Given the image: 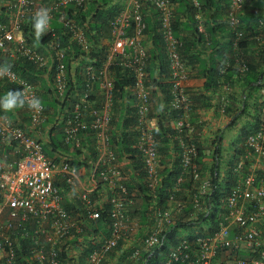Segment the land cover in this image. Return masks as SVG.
Instances as JSON below:
<instances>
[{"label": "built area", "instance_id": "built-area-1", "mask_svg": "<svg viewBox=\"0 0 264 264\" xmlns=\"http://www.w3.org/2000/svg\"><path fill=\"white\" fill-rule=\"evenodd\" d=\"M91 1L13 0L12 10H9L10 14L7 13L8 23L0 25V54L9 61L22 59L40 70H52L56 90L53 95L63 101L69 86L66 65L69 46L75 44L81 53L92 54L93 43L87 38L89 21L82 25L74 18L63 15L61 22L68 29L69 45L65 46L54 35L47 53L28 44L22 24L28 17L33 18L41 10H47L50 17L48 32L51 33L54 32L51 23L56 14L62 13V9L73 6L83 10ZM246 2L231 0L225 18L227 26L234 33L236 50H240V42L245 36L240 29L238 14ZM120 4L119 14L110 20L104 39L98 46L100 50L101 47L106 49V55L103 59L101 56L90 58L82 70L81 75L85 78L83 89L76 91L74 98L79 100L72 108L73 115L63 124L64 142L73 152L80 149L86 151L83 144L84 140H89V136H82L85 131L92 133V147L96 156L90 161V169L77 168L65 158L54 161L45 154L39 141L42 135L39 127L47 118L46 108L42 105L37 112L28 106V101L33 97L40 99L39 86L12 68L0 65V69H8L7 72L0 71V81L4 85L16 86L22 93L31 121L30 127L24 128L0 118V137L9 147V151L0 149V264H18L20 239L27 238L33 241L29 262L62 264L58 259L62 252L60 244L74 238L77 232H82L78 224H83V214L73 215L65 208L67 197L82 203L88 219L101 218L105 206L111 219L107 238L100 237L80 248L81 252L83 248L90 250L86 264H104L121 241L135 240L141 233L144 237L140 247L144 246L145 253H153L156 248L169 245L163 264H264V110L258 128L247 138V152L237 163L238 169L246 168V177L227 195L224 213L213 234L198 236L193 240L181 235L176 245H170L164 236L170 226L182 221L186 211V203L177 196L185 181L183 176L178 179L168 203L151 208L149 217L152 216L153 225L142 226L140 216L131 215L133 206L140 209L134 198L139 189L132 191L127 186L130 179L122 161L118 159L111 137L115 99L114 66L129 70L134 77L131 91L135 96L137 113L135 126L131 128L136 134L133 148L138 151L144 165L148 193L155 195L165 170L155 137L157 123L150 117L154 89L148 84L146 9L159 13L158 33L170 62V106L183 114L176 128L187 137V142L182 137L179 142L182 148V174L189 175L196 187L191 197L195 206V211L191 213L193 220L213 213V184L210 174L203 175L196 164L198 146L191 138L195 130L189 122L192 102L185 86L190 70L181 55L184 43L176 36L173 27L176 5L172 0H123ZM192 6L198 32L207 35L198 0H192ZM259 32L256 39L258 49L264 46V19L259 22ZM239 55L235 61L236 69L246 74L249 70L247 56L244 53ZM75 63L73 61L71 65V76L76 82ZM96 99L100 100L98 104L92 102L98 101ZM63 185L67 189L64 193ZM95 193L99 196L94 201L91 197ZM28 224H32L34 230L27 229ZM207 227V224L201 225L204 231H208ZM17 231L21 232L19 237ZM142 253L143 250L136 249L132 260L141 263Z\"/></svg>", "mask_w": 264, "mask_h": 264}, {"label": "trees", "instance_id": "trees-1", "mask_svg": "<svg viewBox=\"0 0 264 264\" xmlns=\"http://www.w3.org/2000/svg\"><path fill=\"white\" fill-rule=\"evenodd\" d=\"M12 1L13 0H0V21L7 20L4 14L6 10H12ZM230 1L231 0H198L201 5L200 12L202 13L205 19L206 34L208 36V38H206L204 35L198 33V22L195 19V9L192 6V0H172V2L176 5L173 17V27L178 38H180L179 33L181 32V30L186 29L187 26L188 28H194L196 30V34L199 35V43L208 48V45L206 44L207 42H211L210 47L213 49V51L215 50L217 52L215 54L217 59L214 62V66H212L211 68L206 67V70L204 72L206 77H210V81L206 86L208 87L207 92L214 90L215 86L213 83H216L217 87L230 85V81L233 82V79L237 78V83H239L238 85L240 86L241 92L237 96H235V94L231 96V98L229 99L230 103L226 105L225 113L232 118L228 128H238V133L240 134V141L243 142L240 152H243L244 154L248 150L246 146L247 138L251 134H253L258 128L260 117L264 110V46L261 47V45H259V47L261 48L258 49L259 43L256 42V39L260 33L259 22L264 19V0H247L243 7V10L238 14L240 21V29L244 31L245 36L240 42V50L238 49L239 51H235L237 53L236 57L241 53H244L247 56L249 70L246 74H241L236 69V57H230V54L228 52H224L221 50V48H219L221 46L220 41L213 42V39H215V37L213 36L216 35L215 33L218 30L225 28L224 25H222L221 23H217L220 21H225L227 12L230 7ZM116 2V0H92L88 5H86V8H83V10H78L73 6H70L66 9H62V13L55 15L54 20L51 23V29L55 32V34H57V36L59 37V41L66 46L69 44L68 37L66 35L68 29L61 22L62 16L65 15L70 18H74L77 22H80L82 24H85V21L88 20L89 23L87 27L89 30L87 32V36L91 42H95L96 45H99L101 37L105 36L104 32L109 26V21L112 20L115 16H117V14H119L120 9L122 7L121 4H116ZM2 10H5L4 14L2 13ZM144 14H146V21L148 25L146 35L151 38L156 48L155 51H149V64L147 71L149 72V79H151V82H148V84L150 85L153 83L157 85L156 87H160L163 94L165 95V99L163 100L162 105H159L158 107H153V110L151 112V117L158 119V128L155 133V137L158 144L159 153L162 157L164 155V157L168 159L167 161H173L172 159L174 154L176 156L173 168H168L164 170L163 180L159 184L155 195H152L150 192L148 193L149 189L147 188L146 182L144 181V165L140 156H138V151L133 148L136 140V134L135 132L125 131L126 129L133 128L136 123L135 107H126L123 104V102L125 101V97L133 99V96H130L127 93L128 89L133 85L134 77L129 70L118 68V66H114L115 99L114 110L112 112L111 137L112 143L115 149L117 150L119 161L130 162L128 166H126V171L131 166H133L134 168L135 173L129 174L130 181L129 183H127V186L132 191L135 190L134 188L139 189L138 195L134 198L136 202H139L138 199L140 200V202L137 203L140 209H138L136 206H133L130 210V213L134 216H140L139 221L142 226L153 225L154 221H152V216L149 217L151 208L154 206L167 204L170 195L173 194V191L175 190L178 179L182 176L184 177L185 181L181 186V191L178 192L177 196L180 200L186 203V211H184L183 213V217L181 219L182 221H179L176 226H170L167 232L164 233L166 239L169 240V244L176 245L178 243V240L180 239L178 237L181 235H183V237L187 236L188 239L193 240L196 239V237L198 236H202L205 234H213L215 232L224 213L223 206L227 194L235 186H237L240 181L244 180V178L246 177L247 170L246 168L238 172L229 170L228 173L223 170V163L221 160L222 154L220 153V141L224 140V134H219L215 138V142L217 145L213 154L214 162L211 168L207 170L210 176L212 177L213 184V192L211 194V202L213 203V213H211L210 216H201L198 220H193L191 218V213L195 211V206L191 197L196 192V187L195 183H193L192 178H190L189 175L184 176V174H182L184 171L181 167L182 148L179 139L180 137H182L187 142V137L184 133L181 134L180 132H178L177 128L175 127V124L181 117H183V114L171 108V86L161 85V80H163L162 74L160 77L154 78V72L157 69L160 68L162 72H166L168 77L170 70L169 58L164 49L162 39L158 33L159 13L154 9H146ZM185 19L190 23L184 24ZM32 25V17H28L27 21L24 22V25H22L23 32L29 45L40 47L42 44L46 43L48 40L51 39V37L48 39L46 35H43L39 40H37L35 38V33ZM230 32V35H232L233 37V41L232 44H230V47L227 48V51H234L235 36L234 33H232L233 31ZM252 42L255 43V46L257 43L256 48L250 46ZM183 43L184 46L181 55L182 58L185 60V48L189 49V46L192 47L196 45V43L193 41H183ZM77 50L78 49L74 45L72 51L70 49L71 52L69 51L68 57L66 59L69 86L66 91V97L63 101H61V99H58L57 97L52 96V94L56 91L54 86L52 85V77L51 83L49 84L50 86H48L46 81H41L47 73L46 70L38 71L32 63L26 60H6V58L4 59L1 54L0 65L12 68L14 71L23 76L28 81L40 86V93L42 92V95H40V99L43 106L46 108V113L48 116L47 120L44 123V127L49 126V123H51V125L53 124V131L56 130L54 135L50 136L51 143L46 144L44 146V151L46 155L52 158L54 157L55 159H57V161L60 160L59 157H63L66 158L73 166L77 168L86 167L90 169V161H92V159L96 156L92 147V133L90 131H85L83 133L82 138L87 137V135L89 136V140H84L83 144L86 151L80 149L74 151L73 154L70 152L69 146L66 145L64 142L63 131L59 129L56 123H54L55 120H58L57 117L60 116L59 109L62 110L61 114L65 119H67L70 115H73L72 108L70 109V104L73 105L72 107H74V104H76L74 94L77 90H80L84 85L85 78H82L80 70L77 69L76 82L73 81L71 76V53L74 52L75 57H77ZM93 52L94 56H101L102 59L106 55V49L104 47L101 49L100 52L98 50H96L95 52V49L93 50ZM7 58L9 59V57ZM228 66H230V68H228ZM221 70H224V72L222 73ZM0 87L5 90V93L9 91H18L16 86H11L9 84L4 85V82L1 81ZM0 94L4 95L3 92H0ZM204 99L206 101L203 104L205 108L209 109L214 107L211 104V99H206L205 97ZM92 102L98 104L100 100ZM196 104L197 100L195 101L192 99L191 110L189 112L190 123L195 128H197L196 126L199 122L197 115H195V110L197 108ZM23 109L24 106L17 107L14 110L22 111ZM157 110L161 112L159 118L155 114V111ZM234 110L236 112H234ZM11 112L13 111L6 113L0 110V117L4 120L11 121L13 117V113ZM196 117L198 121L196 120ZM61 126H63V122H61ZM198 146L199 147L198 155L196 158V164L199 165L202 174L205 175L206 169L204 168V159L205 157H207L206 147L201 148L199 142ZM6 151L9 150L6 149ZM241 153H238V155ZM56 155H58L59 157H56ZM164 163L166 164L167 162L164 161ZM248 163L249 162H247V164ZM62 189L63 193L67 190L64 185ZM98 196L99 194L95 193L91 198L95 201ZM206 205L208 206L207 201ZM65 208L69 212L73 213V215L83 214V224H78L79 227H81L82 232H77L76 234H74V238L69 239L66 243L60 244L59 248L62 250V252L60 253L58 259L62 264H86V257L90 252L88 248H83V252L77 255L78 257H73L72 253L73 251H75V249H80L81 247L87 246V244L90 245L92 242L98 240L100 237L107 238L109 236V226L111 224V219L107 213V207L105 206V210L102 217L97 220L88 219L87 214L80 201H75L73 199L66 200ZM204 224H208V231L202 230L201 225ZM27 229H29L30 231L31 229L34 230V226L32 224H28ZM16 233L17 237H19L21 234V232L19 231H17ZM143 237V233L137 235V239L139 240V242L136 243L137 247H133L132 249H129L127 251H124V244L121 241L117 248H115L110 253V256L115 258L116 254H118L119 252H123L122 258L119 262L120 264H138V262H134L132 260V256L135 250L139 249L143 250L141 256L142 262H139L140 264H163L166 259V255L168 254L169 245H163L162 247H158L153 251V253H145L144 246L140 247V244L142 243L141 239H143ZM32 245L33 241H30L29 238L20 239V247L17 251L18 264H38L29 262L30 248L32 247ZM90 248L92 249V247ZM107 263L108 262L106 261L104 262V264Z\"/></svg>", "mask_w": 264, "mask_h": 264}, {"label": "crops", "instance_id": "crops-1", "mask_svg": "<svg viewBox=\"0 0 264 264\" xmlns=\"http://www.w3.org/2000/svg\"><path fill=\"white\" fill-rule=\"evenodd\" d=\"M184 24H189L190 22H188L186 19L184 20ZM221 23L222 25H224V29H220L218 30L213 37H215V39H213V42H219L221 46L219 48H221L222 51L224 52H228L230 54V57H236L237 53H236V49H234V51H227L228 49L223 48V46L229 42L230 44H232L233 41V37L232 35H230V29L229 27H227L226 24V19L224 22H218L217 24ZM179 36L181 38L182 41H187V42H195L196 45L190 47L189 49L185 48V61L187 63V66L189 67L190 70V77L188 79V81L186 82L185 86L186 89L190 95V97L193 100H197V104H196V110H195V115H197L198 117V124H197V128H195V132L191 135L194 140V142H199L200 143V147H206V155L207 157H205L204 159V168L206 169L205 175H209L208 173V169L211 168V166L213 165V161H214V151L216 149V142H215V138L219 135V134H224V140L220 141V145H221V154H222V163H223V170L226 171V173L229 172L230 170V166L232 164H235L237 158L243 154V152L241 153V147L243 145V142L240 141V134L238 133V128L235 129H229L228 126L230 125V121H231V117L228 116V114L225 113V108L226 105L228 103H230V98L231 96H233V94H235V96H237L238 94H240V86L238 85L239 83H237V78L233 79L234 81H230L231 84L230 85H224V86H220L217 87L216 83L214 84V90L207 92V84L210 81V77H206L205 75V70L206 67L211 68L212 66H214V62L217 59L215 54L217 53L215 50L213 51V49L210 47L211 42H207L206 45H208V48L205 47L204 45L199 43V35L196 34V30L192 27L188 26L186 27V29L181 30V32L179 33ZM206 38H208V36H206ZM218 40V41H217ZM146 45L149 49V51H155L156 48L154 46V43L152 42L150 37H147L146 40ZM186 45V43H185ZM199 46V47H198ZM204 46V47H203ZM254 48L255 43L252 42V44L250 45ZM230 47V46H229ZM205 49V50H204ZM167 60V59H166ZM199 60V61H198ZM233 73V72H232ZM162 74V79L161 80V85H168L169 83V77L167 75L166 72H162L159 69H157L154 72V78L160 77ZM51 77H48L47 75H45L43 77V79L41 81H46V83L48 84V86H50L49 84L51 83ZM151 79H149V82ZM154 80V79H153ZM155 82V81H154ZM229 82V83H230ZM150 86H152V88L154 89L153 92V104L154 107H158L159 105H162L163 100L165 99V95L163 94L162 90L160 89V87H156L157 85L155 84H150ZM165 88V87H164ZM0 92L5 93V90L0 87ZM128 95H132L131 94V90L128 89ZM3 95V94H2ZM0 94V96H2ZM204 97L206 99H211V104L214 106L213 108H205L204 107V103L206 102ZM233 99V98H232ZM123 104L126 107H135V99H130L128 97H125V101L123 102ZM156 110V108H155ZM236 110V109H235ZM234 110V112H236ZM13 112V117H12V122L19 124V125H26L27 123V113L25 112V110L22 111H18V110H12ZM4 112V111H3ZM7 113V112H6ZM155 114L157 115V117L159 118V115L161 114V112L159 110L155 111ZM196 117V120H197ZM158 119L155 118V121ZM197 120V121H198ZM48 128V126H47ZM126 132H129L128 129L125 130ZM190 137V136H189ZM239 137V141H236L237 138ZM43 141L45 143H49L48 140V134L44 133L43 135ZM238 153H241L238 155ZM174 154V153H173ZM175 156V154H174ZM173 156V161H167L168 159L166 157H162V161L164 164V168L165 170L168 168H173L174 165V160L176 158V156ZM164 161H166L167 163L165 164ZM124 169L126 171V166H128V164L130 162L128 161H122ZM130 168V170H129ZM128 170L126 171L127 175L129 176V174H133L134 172V168L133 166L129 167ZM68 200H71L73 198H68ZM66 199V200H67ZM136 241L139 242L138 239L126 242L124 241V247L129 250L132 249L135 244ZM124 249V251L126 250ZM123 252H120V256H122ZM77 254H81V249H75V251H73L72 256L73 257H78ZM117 256V254H116ZM122 258V257H121ZM121 258H116V260H114V257H109L107 260V264H120V260Z\"/></svg>", "mask_w": 264, "mask_h": 264}, {"label": "clouds", "instance_id": "clouds-1", "mask_svg": "<svg viewBox=\"0 0 264 264\" xmlns=\"http://www.w3.org/2000/svg\"><path fill=\"white\" fill-rule=\"evenodd\" d=\"M123 0H120V2L118 1V2H116V4H120L121 2H122ZM13 2V1H12ZM4 11L5 10H2V13L4 14ZM7 13H9L10 14V11H5V16H6V18H7V20H5V21H0V25H5L6 23H8V21H9V16H8V14ZM159 17V16H158ZM26 21H27V19H26ZM26 21H24V22H26ZM49 22H50V17H49V15H48V12H47V10H41L40 12H38L34 17H33V29H34V33H35V38L37 39V40H39L43 35H46L47 37H48V39L51 37V39L50 40H46L45 42L46 43H44V44H40V45H38V46H40V47H37L38 49H40V50H42V51H44L45 53H47V51H48V49H50L49 48V44H50V42L52 41V39L54 38V35L55 36H57V34H55V32H48V26H49ZM110 22V21H109ZM158 22H159V20H158ZM82 24V23H81ZM22 25H24V23L22 24ZM83 25V24H82ZM88 27H87V32H88ZM107 30H108V27H107ZM106 30V31H107ZM22 32H23V29H22ZM24 33V32H23ZM199 33V32H198ZM202 35H204V34H202ZM205 37L207 36V35H204ZM147 37H148V35H147ZM147 37L145 38V40H147ZM57 38H58V40H59V37L57 36ZM87 38H88V36H87ZM103 39H104V37H101V40H100V42L101 41H103ZM88 40H89V38H88ZM89 42H91L90 40H89ZM93 42H91V44H92ZM69 45V44H68ZM74 45L75 44H72L71 46H69V51H70V49H71V51H72V48L74 47ZM93 45V50L95 49V52H96V50H98L99 52L101 51L99 48H98V46H100L101 44L99 43V45H96L95 44V42L92 44ZM95 46V47H94ZM147 46V45H146ZM35 47V46H34ZM75 47L78 49L77 50V52H76V54H77V57H75V53L74 52H72L71 53V56H72V60L73 61H75L76 63H75V65H73V69H74V71H75V76H76V72H77V69L78 70H80V74H81V72H82V70L85 68V66L88 64V61L90 60V58H92V57H96V56H94V52H93V50H92V54H90V55H88V54H86V53H81V51L79 50V47H77V45H75ZM101 49H102V47H101ZM149 50V49H148ZM70 51V52H71ZM73 61L71 62V64L73 63ZM35 68L39 71L40 69H38L36 66H35ZM43 70H46V69H43ZM0 71H2V72H7L8 71V69L7 68H4V69H0ZM47 71V73H46V75L48 76V77H52V79H53V86H54V73H53V71L52 70H46ZM51 73H53V74H51ZM149 73V72H148ZM82 76V75H81ZM77 77V76H76ZM83 78V77H82ZM51 79V78H50ZM168 85H170V82L168 83ZM171 86V85H170ZM39 88H40V86H39ZM55 88V87H54ZM41 89V88H40ZM83 89V86H82V88L80 89V90H82ZM130 90H131V87L129 88ZM187 90V89H186ZM188 92V91H187ZM55 93V92H54ZM53 93V94H54ZM52 94V96L54 97V95ZM131 94H132V96H133V99H135V96H134V94L132 93V91H131ZM189 94V93H188ZM40 95H42V92L40 93ZM75 95V94H74ZM153 96V95H152ZM190 96V95H189ZM97 97V96H96ZM41 98V97H40ZM93 98H95V97H93ZM75 99V98H74ZM79 100V99H78ZM77 99H75V102L76 101H78ZM190 100H191V102H192V99H191V97H190ZM136 103V102H135ZM25 99L23 98V95H22V93L20 92V91H9V92H7L6 94H4L3 96H0V110H2V111H4V112H10V111H12V110H14L15 108H17V107H23L24 106V109L23 110H25V112L27 113V123H26V125H19V124H16V125H18L19 127L21 126V127H24V128H26V127H30V125H31V121H30V119H29V117H30V114H29V111L26 109V107H25ZM42 102H41V100L39 99V98H37V97H33L31 100H29L28 101V106H29V108L30 109H33V110H35V111H37V112H39L40 110H41V107H42ZM75 105V104H74ZM73 105H71L70 104V109L71 108H73L72 107ZM153 107H154V104H153ZM135 109H136V107H135ZM114 110V109H113ZM152 110H153V108H152ZM59 111H60V116L59 117H57V119L59 120H55V122L54 123H56L57 125H58V127H59V129H61V130H63V126H61V122H63V124H64V122H65V118L63 117V115L61 114L62 112V110L61 109H59ZM152 112V111H151ZM136 113H137V109H136ZM46 117H48V116H46ZM151 117V116H150ZM1 118V117H0ZM3 119V118H2ZM151 119H153L154 121H155V118H152L151 117ZM46 120H47V118H46ZM45 120V121H46ZM45 121L43 122V124H41V126L39 127V130L40 131H42V135L40 136V139H39V141L42 143V146H43V150H44V146L46 145V144H50L51 143V140H50V136L52 135H54V133L56 132V130L55 131H53V124L51 125V123H49V126H48V128L47 127H44V123H45ZM11 122H12V120H11ZM189 122H190V120H189ZM14 123V122H13ZM112 123V122H111ZM156 123H157V120H156ZM175 127H176V124H175ZM193 128H194V130H195V127L193 126ZM129 130V132H133V131H131V128H129L128 129ZM44 133H47L48 134V140H49V143H45L44 141H43V135H44ZM196 145L198 146V142H196ZM199 147V146H198ZM7 149V150H9V147H6L5 145H4V143H3V141H2V138L0 137V149ZM70 148V147H69ZM70 150V152L71 153H73L74 154V152L71 150V148L69 149ZM45 152V151H44ZM46 154V153H45ZM245 154V153H244ZM244 154H242V155H240L238 158H237V160H236V162H235V164H232L231 166H230V170H232V171H234V172H238V171H241L240 169H238L237 168V163H238V160L240 159V157L241 156H243ZM48 156V155H47ZM49 157V156H48ZM56 157H59L58 155H56ZM50 159H52V160H54V161H57V159H55L54 157L52 158V157H49ZM60 158V160L59 161H61L62 159H63V157H59ZM66 159V158H65ZM1 161V160H0ZM214 162V161H213ZM201 170V169H200ZM231 192V191H230ZM229 192V193H230ZM228 193V194H229ZM227 194V195H228ZM227 198V197H226ZM211 215V214H210ZM209 215V216H210ZM208 222H209V219H208ZM208 225V224H207ZM211 225H212V223H211ZM138 264H140V263H138Z\"/></svg>", "mask_w": 264, "mask_h": 264}, {"label": "rangeland", "instance_id": "rangeland-1", "mask_svg": "<svg viewBox=\"0 0 264 264\" xmlns=\"http://www.w3.org/2000/svg\"><path fill=\"white\" fill-rule=\"evenodd\" d=\"M117 2L119 1V0H116ZM229 46H230V43L229 42H227L224 46H223V48H225V49H227V48H229ZM236 141H239V137L237 138V140ZM138 201L140 202V200L138 199ZM138 202V203H139ZM123 249H126L125 247H123ZM126 251H127V249H126ZM121 254H120V252L117 254V256L115 257V259L114 260H116V258H121L122 256H120Z\"/></svg>", "mask_w": 264, "mask_h": 264}]
</instances>
